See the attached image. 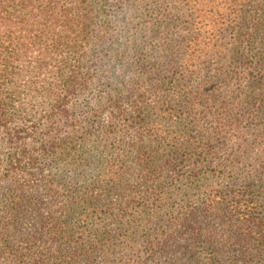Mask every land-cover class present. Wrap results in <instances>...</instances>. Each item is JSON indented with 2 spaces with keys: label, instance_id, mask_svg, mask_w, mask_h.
I'll use <instances>...</instances> for the list:
<instances>
[{
  "label": "trees",
  "instance_id": "trees-1",
  "mask_svg": "<svg viewBox=\"0 0 264 264\" xmlns=\"http://www.w3.org/2000/svg\"><path fill=\"white\" fill-rule=\"evenodd\" d=\"M0 264H264V0H0Z\"/></svg>",
  "mask_w": 264,
  "mask_h": 264
},
{
  "label": "rangeland",
  "instance_id": "rangeland-1",
  "mask_svg": "<svg viewBox=\"0 0 264 264\" xmlns=\"http://www.w3.org/2000/svg\"><path fill=\"white\" fill-rule=\"evenodd\" d=\"M149 44V42H146L145 43V45H148ZM148 49H150V47L149 46H146L145 48H144V51L146 52H148L149 53V51H148ZM110 50L111 49H108L107 50V52H109V54L106 56V57H103V60H104V66H103V70L104 71H109V70H113L114 69V56H113V54L110 52ZM155 52H156V55L157 56H159V54H160V52H161V50L159 49V48H155L154 49V51L152 52V54H153V58L154 59H158V57L155 55ZM161 61L165 64V62L163 61V59H161ZM163 63H161V65H163ZM116 71H119L117 68H116ZM106 119H108L107 118V116L105 117V116H103V120H106ZM130 173V172H129ZM131 174V173H130ZM39 177H40V179H41V176L39 175ZM35 178H38L37 176H36V174H34V172H29V173H24V174H22V175H20V179H22V181L24 182V183H29V184H31L34 180H35ZM40 179L38 180L39 182H40ZM36 184H38L37 182H36ZM35 188V187H34ZM32 191H34V189H31ZM40 191V189H39V187H36V190L33 192V194L34 193H38ZM42 193H44V192H42ZM40 199L41 200H44V201H47L48 200V197L44 194V195H42V196H40ZM34 203H39V202H35L34 201ZM50 206H52V208L54 209V208H57L58 206L57 205H48V206H46V207H44L43 209H42V212L43 213H45L46 214V212L48 211V207H50ZM46 211V212H45ZM28 217V216H27ZM29 219H24V217H22V221H20V226H22V228L23 229H25V230H31L32 228H33V225L35 224L36 225V221H35V219H31L32 217H28ZM122 254V256L124 257V254H126L125 252H123V253H121ZM128 257V256H127ZM126 260H127V258H126Z\"/></svg>",
  "mask_w": 264,
  "mask_h": 264
}]
</instances>
